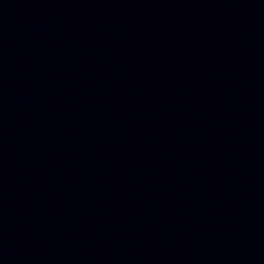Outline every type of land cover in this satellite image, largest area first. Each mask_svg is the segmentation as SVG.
Here are the masks:
<instances>
[{
	"label": "water",
	"instance_id": "1",
	"mask_svg": "<svg viewBox=\"0 0 264 264\" xmlns=\"http://www.w3.org/2000/svg\"><path fill=\"white\" fill-rule=\"evenodd\" d=\"M80 0H0V264H36Z\"/></svg>",
	"mask_w": 264,
	"mask_h": 264
}]
</instances>
